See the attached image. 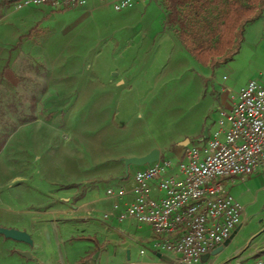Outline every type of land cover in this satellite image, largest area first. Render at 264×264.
<instances>
[{
  "label": "rangeland",
  "instance_id": "1",
  "mask_svg": "<svg viewBox=\"0 0 264 264\" xmlns=\"http://www.w3.org/2000/svg\"><path fill=\"white\" fill-rule=\"evenodd\" d=\"M113 1L18 10L15 0H0V228H42L39 212L75 190L80 197L88 189L80 200L97 198L123 158L158 150L174 168L187 144L206 141L225 100L233 103L262 69L243 51L202 66L170 33L168 0L119 11ZM80 225L68 234L74 244L84 242ZM263 240L264 232L252 243ZM32 246L0 235V264L53 259L47 247L43 255ZM26 248L30 259L17 254Z\"/></svg>",
  "mask_w": 264,
  "mask_h": 264
},
{
  "label": "built area",
  "instance_id": "2",
  "mask_svg": "<svg viewBox=\"0 0 264 264\" xmlns=\"http://www.w3.org/2000/svg\"><path fill=\"white\" fill-rule=\"evenodd\" d=\"M14 8L47 5L83 8L87 0H15ZM104 1V0H97ZM149 0H114L115 10ZM218 129L202 145H186L173 168L159 160L133 173L134 185L109 187V199L133 195L117 219L148 225L154 248L177 264H196L230 239L239 226L241 205L225 190L227 182L251 176L264 167V71L240 89ZM156 191V195H153ZM116 207V206H115ZM254 264H264V252Z\"/></svg>",
  "mask_w": 264,
  "mask_h": 264
},
{
  "label": "crops",
  "instance_id": "3",
  "mask_svg": "<svg viewBox=\"0 0 264 264\" xmlns=\"http://www.w3.org/2000/svg\"><path fill=\"white\" fill-rule=\"evenodd\" d=\"M169 29L172 36L180 43L170 26ZM241 51L249 56L251 62L257 61L261 64L262 69L248 81L256 79L264 71V11L260 18L245 26L239 54ZM231 105L230 100H225V108L222 112H228ZM217 129L216 124L209 134ZM147 153L148 151L140 157ZM119 172L123 174L119 175ZM129 172L131 170L128 169V173L125 174L122 166L111 172L114 173L115 178L113 179H107V174H105L104 178L109 183L105 191L109 187H124L130 190L134 182L133 174L131 176ZM225 190L242 207L239 226L222 251L204 264H248L246 259H255L264 252V240L262 243H252L258 235L264 232V167L251 176L227 182ZM87 191L88 189H85L83 193L81 192L80 197L78 196L80 195L79 190L63 195L55 200L54 208L40 211L41 216H46L37 221L43 229H36L34 225L22 229L30 235L34 243L32 247L43 255L46 247L54 252L55 260L53 255V259L42 260V264H165L156 257L157 254L166 256L177 264L174 257L154 248L156 236L148 225L137 223L133 219L118 221V215L133 201L132 194H127L117 200L107 198L104 191V194L98 195L97 198L80 200L81 197L87 196ZM154 194L156 195V191H153ZM255 207L256 210H251ZM256 219L260 221L254 222V226L251 227L250 225ZM78 224H82L79 229L86 235L80 238L84 241L83 244H74L72 237L70 239L68 235L70 232L72 236L73 231L78 230L76 228ZM248 227L250 230L245 235L244 231ZM33 237L36 239L34 240ZM66 241H70V244H66ZM241 244H247L246 249H249L245 256H242L239 251ZM24 250L29 251L27 248ZM254 262L255 260L252 264Z\"/></svg>",
  "mask_w": 264,
  "mask_h": 264
},
{
  "label": "trees",
  "instance_id": "4",
  "mask_svg": "<svg viewBox=\"0 0 264 264\" xmlns=\"http://www.w3.org/2000/svg\"><path fill=\"white\" fill-rule=\"evenodd\" d=\"M167 24L202 66L215 68L233 59L247 24L261 17L264 0H168ZM34 120L22 119L19 124ZM4 140L0 141V150Z\"/></svg>",
  "mask_w": 264,
  "mask_h": 264
},
{
  "label": "water",
  "instance_id": "5",
  "mask_svg": "<svg viewBox=\"0 0 264 264\" xmlns=\"http://www.w3.org/2000/svg\"><path fill=\"white\" fill-rule=\"evenodd\" d=\"M159 158H160V152L158 150H152L149 153H147L146 155H144L142 157H138V158H123L122 162H123L124 172H125V174H127L130 166L143 167V166L157 162L159 160ZM0 235L3 236L5 239L11 240L14 242L24 243V244H27L29 246H32V244H33L30 235H28L24 231L0 228ZM229 240L224 242V244L222 246H219L218 248L213 250L211 253L203 255L200 258V262L202 264H204L211 257L216 256L218 253H220L222 251L223 247L229 243ZM17 254H19L21 257H24L27 259L31 258L30 254L27 251L26 252H17ZM156 257L159 260H162L165 264H175V263H173V261L170 258L163 256L161 254H157Z\"/></svg>",
  "mask_w": 264,
  "mask_h": 264
}]
</instances>
